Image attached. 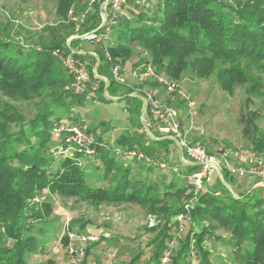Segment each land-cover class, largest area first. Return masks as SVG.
I'll use <instances>...</instances> for the list:
<instances>
[{
    "label": "trees",
    "instance_id": "1",
    "mask_svg": "<svg viewBox=\"0 0 264 264\" xmlns=\"http://www.w3.org/2000/svg\"><path fill=\"white\" fill-rule=\"evenodd\" d=\"M74 4L80 9L84 7L81 0H56L55 13L60 21L66 20L68 9ZM147 11L142 6L136 17L118 21L114 30L109 51L112 59L125 69L150 59L158 72L174 82L185 72L197 78H207L215 72L220 88L229 94L236 84L249 83V94L258 91L259 82L248 76L240 61L264 71V0H157L151 15ZM90 23L88 19L83 29H89ZM68 25L72 32L79 30L73 23ZM61 46L56 43L52 48ZM107 64L104 60L101 73L107 72ZM68 82L61 62L49 48L24 52L20 46L0 40L1 94L12 101L40 100L36 111L27 117L16 105L0 99V264H42L31 261L34 254L42 251L35 226L45 222L53 209L52 202L44 198L46 194L75 197L95 205L135 203L155 214L158 224L147 226L146 231H153L147 242L152 247L148 263L157 264L171 236V219L182 211V202L191 196L189 186L163 180L160 187L154 181L130 178L128 169L112 175V184L107 187L91 186L79 165L80 154L57 160L53 149L59 144L52 128L64 120L55 115L54 107L71 108L85 101L66 89ZM114 84L108 86L110 96L131 94L132 88L126 86V93L118 95ZM143 84L158 86L144 81L138 86ZM100 89L103 91V85ZM132 98L136 103L133 111L140 114L141 100ZM165 101L175 107H182L184 102L176 93L166 96ZM257 117L256 111L245 110L239 121L244 137L253 148L262 150L264 135L256 128ZM116 142L156 156L157 151L152 148L143 149L144 138L136 132L120 135ZM95 156L104 164L105 177L110 176L113 154L100 149ZM192 169L183 168L181 172L189 173ZM224 178L234 183L233 176L225 174ZM220 184L225 191L219 195L207 186L198 194L192 223L175 248L172 264H188L190 255L199 264H212L210 251L204 246L206 240H222L229 246V264H264V196L255 195L253 189L241 191L240 187L234 189V195ZM78 221L71 219L68 227L80 231L74 227ZM218 231H224L226 238ZM60 240L65 247L67 236ZM90 245L86 247L85 259ZM141 254L142 251L135 258Z\"/></svg>",
    "mask_w": 264,
    "mask_h": 264
},
{
    "label": "rangeland",
    "instance_id": "2",
    "mask_svg": "<svg viewBox=\"0 0 264 264\" xmlns=\"http://www.w3.org/2000/svg\"><path fill=\"white\" fill-rule=\"evenodd\" d=\"M131 1L119 14L118 21L134 18L142 9V6L135 0ZM156 1L151 0L148 6H144L149 15L154 11ZM55 7L56 0H0V40L16 44L24 52H29L33 48L37 49V47L41 50L49 48L51 52L54 48H59H52L56 43H60L62 45L60 48H62L66 39L75 32H72L66 20L58 19ZM74 41V43L79 42V40ZM83 46L86 49L90 48L88 44ZM97 52L103 59V52L99 49ZM102 62L104 64V59ZM240 62L248 76L251 79L256 78L259 82L258 91L254 94H249L247 91L249 83L234 85L232 93L229 94L220 88L215 72L207 78H197L190 72H185L176 82L178 89L187 100L192 102L191 107L186 106L185 101L182 107L177 106L181 118L185 122L190 119L192 121L190 140L210 151H217L223 147L236 150H257L242 133L243 124L239 118L240 113L245 110H254L258 113L255 119L256 128L264 135V71L247 65L243 60ZM127 80L130 82L128 77ZM134 81L132 79V82ZM113 88L117 89L118 95L126 93L127 89L125 85L120 84H114ZM100 94L99 100L94 102L86 100L71 108L54 107V113L58 118L68 123H81L80 125L89 130L92 135L103 136L109 143V149L105 151L113 154L114 163L112 174L108 177H105L104 164L97 156L81 155L79 165L86 172L88 184L107 187L112 184V175H120L128 169L130 178H138L143 182L154 181L162 187V181L166 180L182 185L185 182L184 179L168 170L156 167L149 169L146 164L128 160L120 153L111 150L115 146L119 148L125 146L123 142H116L120 135H131L136 132L144 138V150L149 151L152 148L157 151L158 158H166L183 169L178 163L177 147L172 141L155 142L143 131L140 114L133 111V106L136 104L135 99L132 98L135 97L134 95L130 97V94H125L115 98L104 96L100 99ZM166 96L162 93L160 99L166 100ZM0 99L16 105L18 110L27 117L36 111L40 101L39 99L12 101L3 96L1 92ZM53 154L57 160L64 156L61 153L53 152ZM233 179L234 183L231 184L235 190L239 187L241 191L253 189L255 195L264 196V188H254L257 182L254 177L234 174ZM205 185L211 190L225 191L217 179L215 170L208 172ZM44 198L52 202L53 209L45 222L37 223L35 226L34 233L42 251L34 254L31 262L70 264L60 238L66 229L67 220L78 219L74 227L82 232L94 231L99 235V240L90 245L87 258L95 257L99 264H151L148 260L152 247L148 246L147 242L153 236V231H146L149 213L140 205L135 203L95 205L75 197H61L55 194H46ZM217 233L226 238L227 234L224 231ZM204 246L210 251L209 259L212 264H229L230 248L222 240H206ZM140 251H142L141 256L135 258ZM133 258H135L134 261L130 262ZM187 261L199 264V261L191 255Z\"/></svg>",
    "mask_w": 264,
    "mask_h": 264
},
{
    "label": "built area",
    "instance_id": "3",
    "mask_svg": "<svg viewBox=\"0 0 264 264\" xmlns=\"http://www.w3.org/2000/svg\"><path fill=\"white\" fill-rule=\"evenodd\" d=\"M151 0H135L140 6H148ZM83 8H77L74 4L67 12L66 21L79 28L70 35L62 48H54L51 54L57 58L66 74L69 82L66 89L74 95L82 96L86 101L99 100L101 92L109 97L108 86L113 82L132 88L130 94L141 100L140 122L146 135L153 141L166 139L172 141L177 147L178 163L185 169L193 168L189 173H182L179 165L170 162L166 158H158L150 155L138 147L115 146L112 151L120 153L128 160H134L147 166L168 170L170 173L182 177L189 186L190 198L182 202V211L171 219V236L162 250L157 264H172V257L179 241L184 237L187 227L192 223V210L197 201L198 194L206 189L208 172L215 170L217 179L230 192L236 195L234 189L225 180L224 175L238 176L248 175L257 179L254 188H264V149L241 150L231 147H223L217 151H208L198 143L190 140L191 119L185 122L181 118L180 111L173 104L160 99L151 89H145L130 84L127 80L131 76L138 80L155 82L168 96L176 93L185 101L186 106L191 107L192 102L178 89L176 82L158 72L150 59L142 62L135 68L126 70L120 62L113 60L110 47L113 44V33L118 24L119 14L123 12L128 0H81ZM91 19V27L83 29ZM79 40L92 43L103 52L106 65V73H101L102 60L97 50L81 53L72 45V41ZM38 50H41L37 47ZM88 55L93 59L89 63L83 56ZM103 85V91L101 86ZM116 97V96H112ZM52 135L58 142L53 149L54 153L64 156L96 155L100 149H109V143L103 136H94L76 123L65 121L57 122L52 128ZM65 146V147H64ZM219 195L220 191L214 192ZM66 229L61 238L67 236L68 243L65 253L70 264H99L96 259L87 260L86 247L99 240V235L94 231L80 232ZM159 222L155 214H148L147 226L153 227ZM60 238V239H61ZM192 264V263H188Z\"/></svg>",
    "mask_w": 264,
    "mask_h": 264
},
{
    "label": "crops",
    "instance_id": "4",
    "mask_svg": "<svg viewBox=\"0 0 264 264\" xmlns=\"http://www.w3.org/2000/svg\"><path fill=\"white\" fill-rule=\"evenodd\" d=\"M74 34V33H73ZM72 35V34H71ZM85 44H88L89 45V47L90 48H85L83 45H85ZM72 45L73 46H75L76 48H78L79 49V51L81 52V53H83V54H85V53H88V52H90L91 50H97L96 48L97 47H95V45L94 44H92V43H85V42H82V41H79V42H77V43H72ZM83 58H84V60L85 61H87V62H89L90 63V61H91V57L90 56H88V55H84L83 56ZM130 70V69H129ZM128 78L130 79V84H132V85H134V86H138V84H140L141 82H146V83H149L150 81H148V80H138V79H135V78H133V77H131V76H128ZM132 79H133V81L134 82H132ZM151 85L150 84H143V87L142 88H145V89H151L157 96H159L160 97V95L162 94V93H164L163 92V90L159 87V86H156V88H152V87H150ZM130 135V134H129ZM132 135V134H131ZM230 184V183H229ZM230 186L233 188V186H232V184H230ZM234 189V188H233ZM189 227V226H188ZM188 227H187V229H188ZM186 233V232H185ZM90 259H96L95 257H89V258H87V260H90Z\"/></svg>",
    "mask_w": 264,
    "mask_h": 264
}]
</instances>
